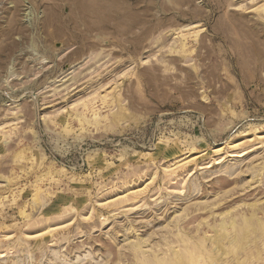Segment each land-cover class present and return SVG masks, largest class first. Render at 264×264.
<instances>
[{"label":"rangeland","instance_id":"1","mask_svg":"<svg viewBox=\"0 0 264 264\" xmlns=\"http://www.w3.org/2000/svg\"><path fill=\"white\" fill-rule=\"evenodd\" d=\"M101 3L0 0V264H264V0Z\"/></svg>","mask_w":264,"mask_h":264},{"label":"bare ground","instance_id":"2","mask_svg":"<svg viewBox=\"0 0 264 264\" xmlns=\"http://www.w3.org/2000/svg\"><path fill=\"white\" fill-rule=\"evenodd\" d=\"M75 1V0H74ZM103 1V0H102ZM101 0H100V3L102 2ZM75 3V2H74ZM77 6L79 7V10H80V8L82 9V10H86V11H89V10H95V12H93V15H94V13L96 14V10H97V12H98V9H99V6H98V4H99V0H89V2L88 3H85L84 2V0H77ZM102 4V3H101ZM103 5V4H102ZM101 5V6H102ZM104 5H105V3H104ZM97 6V7H96ZM96 8H98V9H96ZM103 8V7H102ZM100 10H101V7H100ZM100 10H99V12H100ZM84 11H82V13H81V11H80V13L83 15V14H85V13H83ZM90 12V11H89ZM108 12H110V11H108ZM91 13V12H90ZM101 13H103V12H101ZM111 13V12H110ZM88 14V13H87ZM98 14V13H97ZM92 15V14H91ZM90 14H89V16L90 17H92ZM87 16V15H86ZM85 16V17H86ZM89 16H87L88 18H89ZM95 16V15H94ZM97 16V15H96ZM95 16V17H96ZM84 17V16H83ZM85 17H84V19H85ZM98 17V16H97ZM96 17V18H97ZM101 17H102V15H101ZM101 17H99V18H101ZM114 17V16H113ZM93 18V17H92ZM127 23V22H126ZM143 34V33H142ZM219 149V148H218ZM256 204V203H255ZM256 206V205H255ZM256 210V209H255ZM257 212V211H256ZM257 216H258V214H256ZM257 216H255V214H253L252 216H251V218L252 217H255V219H254V221L253 220H251V219H249V218H247V219H245V220H243V221H240L239 223H237V221L236 222H231L232 224H231V226H234V231H235V240H237V241H240V239H241V233L243 232V234H244V231H245V228L247 227V226H249V225H256L258 228H260V230H263L264 229V220L263 219H261V218H257ZM232 218H234L235 219V217H233L232 216ZM233 220V219H232ZM221 221V220H220ZM230 221V220H229ZM219 228V227H218ZM217 228V229H218ZM222 228H227V226L225 225V224H221V230H222ZM256 228V227H255ZM223 231H225L224 229H223ZM257 231V230H256ZM259 231V230H258ZM218 233V232H217ZM237 233H239V235L237 234ZM262 233V232H261ZM233 242V241H232ZM136 246V245H135ZM139 246V245H138ZM237 246V245H236ZM138 248V247H137ZM187 248V247H186ZM202 248V247H201ZM203 249V248H202ZM188 251V250H187ZM186 251V252H187ZM138 252V251H137ZM142 253H145L144 252V250H143V252ZM190 254V253H189ZM201 254V253H200ZM144 255V254H143ZM145 255H147V254H145ZM188 257V256H187ZM190 258V257H189ZM141 260H142V262H143V264H150L149 263V259L148 258H141ZM192 262V261H191ZM157 263V262H156ZM193 263V262H192ZM160 264H177V263H175V261L174 260H170V261H164V262H162V261H160Z\"/></svg>","mask_w":264,"mask_h":264},{"label":"crops","instance_id":"3","mask_svg":"<svg viewBox=\"0 0 264 264\" xmlns=\"http://www.w3.org/2000/svg\"><path fill=\"white\" fill-rule=\"evenodd\" d=\"M133 25H135V24H132V23L129 22V27H128L129 30L133 27Z\"/></svg>","mask_w":264,"mask_h":264}]
</instances>
